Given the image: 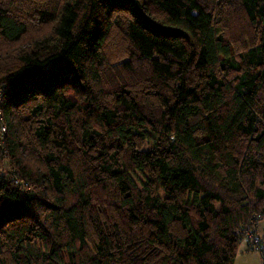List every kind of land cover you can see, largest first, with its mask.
<instances>
[{
	"label": "trees",
	"instance_id": "16d2710c",
	"mask_svg": "<svg viewBox=\"0 0 264 264\" xmlns=\"http://www.w3.org/2000/svg\"><path fill=\"white\" fill-rule=\"evenodd\" d=\"M0 110V264H234L264 0H0Z\"/></svg>",
	"mask_w": 264,
	"mask_h": 264
},
{
	"label": "rangeland",
	"instance_id": "374dc122",
	"mask_svg": "<svg viewBox=\"0 0 264 264\" xmlns=\"http://www.w3.org/2000/svg\"><path fill=\"white\" fill-rule=\"evenodd\" d=\"M134 177L139 183L140 180L144 179V175L140 171L134 173ZM256 223L257 231L259 233H264V218L260 217V220H258ZM262 262L263 255L261 251L253 248L251 242L248 241L247 238H243L240 242L234 264H262Z\"/></svg>",
	"mask_w": 264,
	"mask_h": 264
},
{
	"label": "built area",
	"instance_id": "2783aa9c",
	"mask_svg": "<svg viewBox=\"0 0 264 264\" xmlns=\"http://www.w3.org/2000/svg\"><path fill=\"white\" fill-rule=\"evenodd\" d=\"M0 114H1V110H0ZM5 132H6V125L2 120V116H0V143L3 142V135L5 134ZM244 238H247L248 241L251 242L253 248H256L261 251L263 255L262 264H264V233H259L257 231V223L246 228Z\"/></svg>",
	"mask_w": 264,
	"mask_h": 264
},
{
	"label": "bare ground",
	"instance_id": "6f19581e",
	"mask_svg": "<svg viewBox=\"0 0 264 264\" xmlns=\"http://www.w3.org/2000/svg\"><path fill=\"white\" fill-rule=\"evenodd\" d=\"M259 224V223H258Z\"/></svg>",
	"mask_w": 264,
	"mask_h": 264
},
{
	"label": "crops",
	"instance_id": "0c3cea01",
	"mask_svg": "<svg viewBox=\"0 0 264 264\" xmlns=\"http://www.w3.org/2000/svg\"><path fill=\"white\" fill-rule=\"evenodd\" d=\"M263 263V262H262Z\"/></svg>",
	"mask_w": 264,
	"mask_h": 264
}]
</instances>
